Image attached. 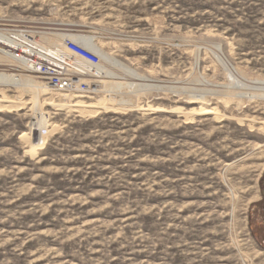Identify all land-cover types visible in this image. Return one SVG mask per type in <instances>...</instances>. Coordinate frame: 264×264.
Segmentation results:
<instances>
[{
    "label": "rangeland",
    "instance_id": "1",
    "mask_svg": "<svg viewBox=\"0 0 264 264\" xmlns=\"http://www.w3.org/2000/svg\"><path fill=\"white\" fill-rule=\"evenodd\" d=\"M14 25L119 79L0 84V264H264L260 2L0 0Z\"/></svg>",
    "mask_w": 264,
    "mask_h": 264
},
{
    "label": "built area",
    "instance_id": "2",
    "mask_svg": "<svg viewBox=\"0 0 264 264\" xmlns=\"http://www.w3.org/2000/svg\"><path fill=\"white\" fill-rule=\"evenodd\" d=\"M0 60V70L9 63L13 70L38 76L54 92L85 97L100 93L101 57L72 40L63 48H45L33 28L10 26L0 29Z\"/></svg>",
    "mask_w": 264,
    "mask_h": 264
},
{
    "label": "bare ground",
    "instance_id": "3",
    "mask_svg": "<svg viewBox=\"0 0 264 264\" xmlns=\"http://www.w3.org/2000/svg\"><path fill=\"white\" fill-rule=\"evenodd\" d=\"M59 31H63L65 33L63 34H54L53 36L54 37H57V38H76V39H79L83 44L87 45V46H90L92 47L94 50H96V47L94 46L93 44V40L91 37H84V36H79V35H74V34H71L73 32H76L75 30L73 29H62V30H59ZM79 32V31H78ZM41 34V33H40ZM43 38L41 41H39L40 45H42L43 47L47 48V44L52 41L48 36L47 34L43 33ZM50 35V34H49ZM58 40V39H57ZM73 40V39H72ZM55 44V43H54ZM81 44V43H80ZM53 46V45H52ZM61 47V46H60ZM51 48V46H50ZM98 52V54L100 55V57L103 59V60H108L107 58V55H105L102 51H98V49L96 50ZM10 65V64H9ZM8 67H11V66H8ZM2 71V70H1ZM9 73L8 74H4V73H0V84H9V85H13L17 88H23L24 86H30L31 83H33L34 81V76L32 75V73H30L31 75H23V74H20L22 73V71L20 70H13V69H9L8 70ZM98 71L100 73L103 74V77L102 78H110V79H119L118 77H114L110 72H106L103 70L102 67H100L98 69ZM36 79V77H35ZM235 81V80H234ZM105 83H108L107 81ZM237 83V82H236ZM39 85L40 87L38 86L39 89L41 88H44L46 83H43V82H39ZM115 87H113L112 85V89L114 88H120L121 85L120 84H114ZM108 87V86H107ZM123 87V86H122ZM45 89V88H44ZM111 90V89H110ZM116 90V89H115ZM40 90H37L36 92L38 93ZM108 91V90H107ZM41 93V92H40ZM39 93V94H40ZM38 95H36L37 97ZM39 123V122H38ZM40 124V123H39ZM38 125V124H37ZM42 128V127H41ZM33 129V127H32ZM38 130V129H37ZM41 130V129H40ZM43 131V130H42ZM44 133V132H43ZM42 134V133H41ZM44 135V134H42ZM35 136V135H34ZM43 137V136H42ZM39 141V140H38ZM42 142H37L36 144H33L32 145V148L34 149L35 147H38L41 145ZM32 149V150H33Z\"/></svg>",
    "mask_w": 264,
    "mask_h": 264
},
{
    "label": "trees",
    "instance_id": "4",
    "mask_svg": "<svg viewBox=\"0 0 264 264\" xmlns=\"http://www.w3.org/2000/svg\"><path fill=\"white\" fill-rule=\"evenodd\" d=\"M256 2H260V5L261 6H264V0H255ZM254 223H255V221H254V219L253 218H251L250 217V221H249V228H250V231L252 232V235L256 238V239H258V237H257V235H256V233H255V230H254Z\"/></svg>",
    "mask_w": 264,
    "mask_h": 264
}]
</instances>
